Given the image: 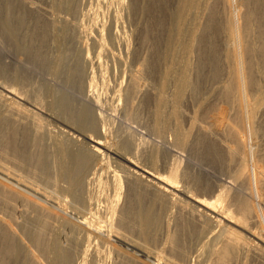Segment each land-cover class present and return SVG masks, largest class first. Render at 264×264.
I'll list each match as a JSON object with an SVG mask.
<instances>
[{"label": "bare ground", "instance_id": "obj_1", "mask_svg": "<svg viewBox=\"0 0 264 264\" xmlns=\"http://www.w3.org/2000/svg\"><path fill=\"white\" fill-rule=\"evenodd\" d=\"M0 264H264V0H0Z\"/></svg>", "mask_w": 264, "mask_h": 264}, {"label": "rangeland", "instance_id": "obj_2", "mask_svg": "<svg viewBox=\"0 0 264 264\" xmlns=\"http://www.w3.org/2000/svg\"><path fill=\"white\" fill-rule=\"evenodd\" d=\"M86 7V8H85ZM90 7V8H89ZM93 7H94V5H91V6H89V4L88 3H86V5H84V9L86 10V12H87V10H88V12H87V17H84L83 19H82V22H83V24L85 25V28L88 30L89 28H90V26H91V24H89V23H91L89 20H90V17H91V15H92V17H93V19H92V21H96V22H98V23H100V22H102V23H105V22H107L108 21V19H109V17H110V14H111V12H112V10L114 11V9H115V12H116V10L118 9V12H116L117 13V15H118V19L121 21V23L123 24V27H124V30H125V32H124V39L125 38H127V39H130V40H126L125 39V41L127 42V44H128V46H131L132 45V43H133V39H132V35L130 36V34H131V31L133 30V25L131 24L130 25V23H131V21L129 22V20H128V17H127V15H125L126 13H124L122 10H120L118 7H116V5H115V7H114V4H112L110 7H108V8H103V7H94V9H93ZM93 9V10H92ZM105 9V10H104ZM112 9V10H111ZM91 11V12H90ZM104 11V12H103ZM106 12V13H105ZM94 13H95V15H94ZM96 13H97V15H96ZM101 13V14H100ZM124 15V16H123ZM94 16L95 17H97V18H94ZM102 16V17H101ZM126 16V17H125ZM103 20H102V19ZM124 18L126 19L127 18V20L126 21H124ZM128 23H129V25H128ZM126 27V28H125ZM129 32V33H128ZM132 40V41H131ZM85 43V46L87 47V48H89V43L87 42V40H85L84 41ZM131 44V45H130ZM117 51H120V49L117 47ZM112 124H113V128H115L116 126H117V123L116 122H114V121H111V127H112ZM116 124V125H115ZM140 137V136H139ZM139 137H138V139L137 140H139L138 142L140 143V141L142 142V140L144 139V137H141L142 138V140H141V138L139 139ZM149 140V139H148ZM147 139H144L143 140V142L141 143V145L146 141L147 142V144H149V141H148ZM145 142V143H146ZM143 144V145H145L144 147H146V144ZM150 143H151V141H150ZM155 145H157L158 147H162V145H161V143H160V141L159 140H156V142H155ZM193 158H194V161L198 164V165H200L199 163L201 162V160L197 157V156H194L193 155ZM174 161H173V164H174V166L176 167V168H178V170L180 171L181 169H185L186 168V166L188 165V158H187V154L186 153H176V155H175V157H174V159H173ZM176 164V165H175ZM179 164V165H178ZM181 164V165H180ZM187 164V165H186ZM234 189L236 188L235 186L233 187ZM232 188V190H234ZM168 223H169V226L172 224V221H171V219H168Z\"/></svg>", "mask_w": 264, "mask_h": 264}]
</instances>
